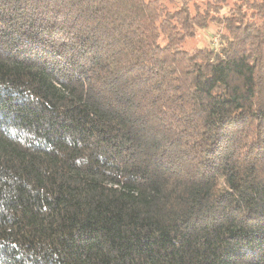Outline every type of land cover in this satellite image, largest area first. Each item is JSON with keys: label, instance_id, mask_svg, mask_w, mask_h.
Wrapping results in <instances>:
<instances>
[{"label": "trees", "instance_id": "trees-1", "mask_svg": "<svg viewBox=\"0 0 264 264\" xmlns=\"http://www.w3.org/2000/svg\"><path fill=\"white\" fill-rule=\"evenodd\" d=\"M0 264H264V0H0Z\"/></svg>", "mask_w": 264, "mask_h": 264}, {"label": "rangeland", "instance_id": "rangeland-1", "mask_svg": "<svg viewBox=\"0 0 264 264\" xmlns=\"http://www.w3.org/2000/svg\"><path fill=\"white\" fill-rule=\"evenodd\" d=\"M215 29L211 28L209 32L204 31V33H201V40L202 42H209L211 43L213 46L217 45L216 42V36H215Z\"/></svg>", "mask_w": 264, "mask_h": 264}]
</instances>
